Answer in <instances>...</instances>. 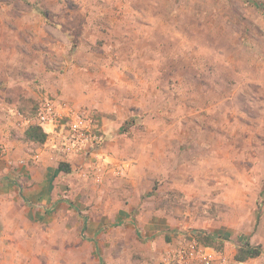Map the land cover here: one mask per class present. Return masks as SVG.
<instances>
[{"label":"rangeland","instance_id":"obj_1","mask_svg":"<svg viewBox=\"0 0 264 264\" xmlns=\"http://www.w3.org/2000/svg\"><path fill=\"white\" fill-rule=\"evenodd\" d=\"M47 101L55 134L27 142ZM73 113L102 145L31 176ZM0 127V264H158L207 236L264 264V0H0Z\"/></svg>","mask_w":264,"mask_h":264},{"label":"built area","instance_id":"obj_2","mask_svg":"<svg viewBox=\"0 0 264 264\" xmlns=\"http://www.w3.org/2000/svg\"><path fill=\"white\" fill-rule=\"evenodd\" d=\"M60 115V114H59ZM68 114L71 120L67 124L63 146L65 155L81 156L87 158L93 155V150L102 145V137L91 131L88 120L83 119L78 113ZM58 113L51 102L43 103L37 114L39 125L53 124L58 127ZM61 117V116H60ZM87 117V116H86ZM64 127V126H63ZM227 259L213 248L204 246L196 239L181 245L169 252L158 264H225Z\"/></svg>","mask_w":264,"mask_h":264},{"label":"crops","instance_id":"obj_3","mask_svg":"<svg viewBox=\"0 0 264 264\" xmlns=\"http://www.w3.org/2000/svg\"><path fill=\"white\" fill-rule=\"evenodd\" d=\"M145 84L149 86V85H152L153 82L152 81H149V80H146ZM118 108L121 109L122 106L121 105H118V104H116L114 102L113 103V111L116 110V109H118ZM41 126L43 127L44 131L48 134L49 137H50V135H52V133L55 134V130H56L55 129L56 128L55 125H53V124H47V125H41ZM0 129H2V128L0 127ZM49 137H48V140H49ZM5 145L7 146V149H8L9 155H10V150H12V148L10 146V143H6ZM54 155L55 154H53L50 151H42L41 150V154H40V156L38 158V162H37L38 165L33 167L34 170H32V171H34V172H32L31 176H33L34 174H36V171L38 169H41L40 171H42V172L45 173V174L39 176V178L45 176V179H47L48 174H46V173H47V170H49V169H54V173H56L57 171L58 172H61L59 170V168H58L59 167V164L62 163V162H59V160L61 158L59 160H55V159L53 160V156ZM63 157H64L63 158L64 160L61 159L60 161L63 160V162H65L67 164H70V166H71L72 169L74 168V164L75 163H81V158L79 156H75V155H69V156H67V155H65ZM56 161H58V162H56ZM20 175H21L20 177H21V179H22L23 182H26L27 181L26 184H30L29 180L31 178L29 177L30 176L29 173H27L26 171H24V172H20ZM19 191L21 193H23L22 195L24 197H26V198H29V199L32 198L33 200H41V198L38 197V195H40V192L37 191L36 189H34V190H32V189L30 190L29 189V191L28 190H23V191L22 190H19ZM24 197H22V198L24 199Z\"/></svg>","mask_w":264,"mask_h":264},{"label":"trees","instance_id":"obj_4","mask_svg":"<svg viewBox=\"0 0 264 264\" xmlns=\"http://www.w3.org/2000/svg\"><path fill=\"white\" fill-rule=\"evenodd\" d=\"M48 137H49L48 134L39 124H31L28 127V129L25 131V139L27 142L44 145L47 143ZM58 168L61 172L66 174H70L72 172V168L70 164H67L65 162L60 163ZM20 195L22 196V193ZM198 241L204 245L206 244L211 246L214 241V237L207 236L205 238H199ZM261 254H262L261 246L255 247V246H251L250 244H246L238 250L235 256V260L238 263H245L251 259L260 257Z\"/></svg>","mask_w":264,"mask_h":264}]
</instances>
